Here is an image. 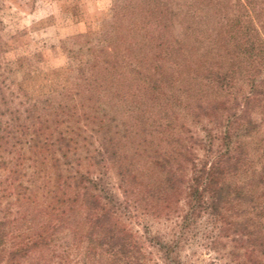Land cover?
<instances>
[{
  "label": "rangeland",
  "instance_id": "obj_1",
  "mask_svg": "<svg viewBox=\"0 0 264 264\" xmlns=\"http://www.w3.org/2000/svg\"><path fill=\"white\" fill-rule=\"evenodd\" d=\"M174 1L182 11L174 26L150 29L144 25L152 17L150 0H0V264H82L86 243L80 233L94 212L83 203H69L72 211L54 205L45 192L52 179L50 156L66 163L65 173L78 178L75 172L81 173V184L91 188L87 180L94 181V194L120 203L114 218L141 245L142 264L143 259L145 264H167L158 240L170 245L169 257L179 264L258 261L246 239L228 228L236 219L233 213L216 218L203 204L191 209L187 193L194 180L202 184L209 168L222 162L227 147L235 156V147L244 146L253 168L262 169L264 98L250 93L264 92V66L257 59L244 60L239 66L249 76H235L226 87L213 85L216 79L207 73L233 72L236 61L216 55L224 44L214 35L224 30L226 16L231 33L245 28V17L234 0ZM255 1V10L264 15V0ZM191 4L202 13L205 5L209 11L222 9L219 20L203 14L191 18L185 14ZM144 30L163 33L169 46L156 45ZM157 77L160 82L150 88L148 81ZM244 103L248 109L241 113ZM151 119L167 121L159 135L173 133V128L186 146V158L171 161L178 164L183 182L169 198L145 188L160 175L152 156L159 152L162 157L169 148L165 141L157 144L159 136L148 135ZM33 131H38L37 146L46 141L48 151L28 145ZM104 134L108 159L101 153ZM61 136L66 157L55 149ZM131 165L137 183H128L125 198L122 182L131 175L124 168ZM74 192L67 195L74 197ZM36 239L45 243L6 262L10 250L31 246Z\"/></svg>",
  "mask_w": 264,
  "mask_h": 264
},
{
  "label": "trees",
  "instance_id": "obj_2",
  "mask_svg": "<svg viewBox=\"0 0 264 264\" xmlns=\"http://www.w3.org/2000/svg\"><path fill=\"white\" fill-rule=\"evenodd\" d=\"M150 1H152L154 5L152 10H147L150 13L148 14L152 16L150 17L151 19H145L144 25L147 28L148 26L150 27V29L172 28L175 22L174 18H176L179 13L182 16V11L180 10L181 7L179 4H176L177 2L174 0ZM256 3L257 1L254 2V0H234V4L237 5V9L241 13V16L245 17V19L243 18L245 22V28L243 30L239 29V31L237 30L235 31V33H231V27L228 25L231 19L226 16V23L222 25L224 30L221 32L218 31V36L214 35V37L216 38L220 37L224 44L222 47L224 50L221 51L217 49L219 53L216 55H219L220 57H225L227 55L228 57H230L231 62L236 60L235 64H232L235 66L233 67V72L226 71L227 69L225 68L222 71L216 69L214 71H211L210 73H207L210 74L211 77L216 79V82H214L213 85H216L219 88L222 86L226 87L225 84H228L227 81H232L234 80L233 78L239 77L241 75H248L250 73L248 71H244V68L239 66V64L244 60L252 61L254 59H257L254 60L256 64H258V66H264V15L257 13L254 8L256 6ZM196 4L188 5L185 10V14H187L191 18L197 19L201 17V14H203L205 18H216L217 16L219 20V10L222 9L210 8L209 11L210 5H205L204 10L207 12L202 13L200 11L201 8L196 6ZM173 5L175 6L176 10L173 9ZM216 5H213L212 8H214V6ZM262 8L264 9V6ZM260 16H262V18H260ZM143 35H150L152 38H156V45H165L166 47L169 46L166 43V38L163 33L158 34L151 32L149 34L148 30H144ZM242 37H244L245 39H242ZM238 39H242V41L239 42ZM231 40L232 42H237L231 49H229L228 45L229 41ZM215 46L217 48H221V45L219 43H216ZM131 71L136 76H143L141 69H134L132 67ZM158 82H160L159 77L150 79V81H148V83H150L149 87H156ZM250 94H253L254 96L257 94L259 95L258 98H264V92L262 91H258V93L255 94L251 92ZM251 98L252 97L245 98V103ZM245 103L241 107V113H244L248 109V106L245 105ZM15 111H17V109ZM249 121L251 120H248V122ZM148 124L153 129L152 132H149L148 135L155 134L154 137L159 136L157 144H159L160 141H165L169 148H167V150L163 149L162 157H160L159 152L152 156L155 161V165L159 169L160 175L159 179H155L147 183V185H145V188L147 190L156 191L155 194L159 197L169 198L171 194L173 195L175 192H177L176 189L178 190L180 184L183 182V179H181L178 175V164L173 165L171 161H177L178 163V158L180 160L183 159V157L186 158V155L183 152L186 146L183 144L182 138H179L178 135L174 133L173 128L171 129L173 133L167 132L166 135H159L163 132L162 130L165 129L167 121L162 122L159 119L158 121L151 119L150 123ZM21 126L23 130L27 128L24 125ZM8 133L9 131L6 130V134ZM20 134L27 136L26 133H23L22 130H20ZM143 138V140H145V137ZM62 139V136L58 139V142H56L55 144L57 146L55 149L61 153V157H66L67 153L66 149L64 148L65 146H62ZM38 141V131H33L26 142H28V145H30V143H33L31 144V146L38 147L40 148V150H49L47 147H45L47 146L46 141H43L45 143L37 146ZM102 142H104L103 146L100 145L101 153H103L102 158H104L105 155V157L108 159L110 153L105 142H109V139H106L105 134L103 135ZM150 142L151 141H147V143ZM235 149H237L235 156L230 154V149H228V147L225 149L222 154L223 156L220 157L222 162H217L213 164L211 168H209V170L206 172V177L202 184H199V181L197 182L194 180V184L189 187L187 193L190 201L189 207L193 209L195 207H200L201 204H203V206H205V208L209 210V213L216 218H224L227 217L229 213H233L236 216V219L235 221L230 222V224H227L228 228H231L233 232L245 238L246 242L249 244L250 253H254V255L258 257V261H255L251 258L249 259L247 257L246 262L249 261L250 264H261V258L264 259V204L259 205L258 200H260V202H264V196L260 195L264 192V165L262 166V169L256 171L255 168H253L252 161L249 159V153L245 150L244 146H236ZM167 152L169 154H167ZM165 154H167L169 158H165ZM62 166L66 167L67 165L65 162H59L58 158L50 156L52 179L49 183L50 188L45 187V192L49 195L50 199H52V202L55 203L53 204L55 206L57 204L65 205L68 211H72L70 209L73 205L71 206L69 203H77V205L83 203L85 205L86 211L94 212L93 218L91 219L86 231L84 233H80L81 235L83 234L82 237L85 238L86 243L83 249L84 251L79 257V259L82 261L81 263L142 264L141 256H143V254L141 253V245H139L133 239V236L125 229V227L121 225L118 220H116L117 218H114L117 213V209H119L116 207V204L120 207V203L114 201L111 204L112 199L110 195L108 197H102L99 193L97 195L94 194V181L90 179L87 180L88 183H91V185H89L92 186L91 188H89L88 185L81 184V177L83 176L81 175V173L76 171L75 173L80 174V177H74V175L65 173L67 167L64 170L62 169ZM248 169L249 173L246 176L249 177L241 181L239 179V176L241 174H245L246 170ZM132 170H134V167H132V165L131 168H124V171L131 175L129 180L123 179L122 182V184L124 185L123 196L125 198L129 194L128 189H126L128 183H137L135 176L132 175ZM258 189H262V192L257 193ZM69 190H71L72 192L75 191L73 193L74 197H69L67 195V192H69ZM256 197L258 198L256 199ZM99 198H103L101 199L102 201L107 200V205L106 203L101 204ZM59 213L62 214L63 211L60 210ZM48 226L54 228L51 224H48ZM228 228H225V232L226 230H228ZM3 240V236L0 233V251L4 250L2 248L4 242ZM44 243L45 239H36L31 243V246H19L16 249H12L8 252L9 258H7L6 262L14 261L15 259L12 258L13 256H20L22 253L25 254L27 253V250L29 251L32 248ZM155 244L158 245V247L162 251L165 260H167V264H179V262H174V260H171L169 257L170 245H168L164 241L162 242L159 240ZM143 264H145L144 259ZM241 264L246 263L242 262Z\"/></svg>",
  "mask_w": 264,
  "mask_h": 264
}]
</instances>
